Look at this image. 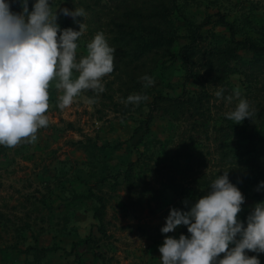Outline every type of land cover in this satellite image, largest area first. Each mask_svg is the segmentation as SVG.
I'll use <instances>...</instances> for the list:
<instances>
[{
  "label": "rangeland",
  "instance_id": "obj_1",
  "mask_svg": "<svg viewBox=\"0 0 264 264\" xmlns=\"http://www.w3.org/2000/svg\"><path fill=\"white\" fill-rule=\"evenodd\" d=\"M169 1L176 6L166 19L170 48L135 58L124 56L123 44L112 40L118 28L126 31L130 45L148 38L135 21L119 27L123 10L141 0H49L53 11L57 9L60 29L78 31L79 26L59 9L85 12L76 18L86 26L77 41V59L86 55V45L95 34L103 32L116 49L114 71L102 80L104 92L86 91L63 110L57 106L62 92L53 82L46 114L49 124L38 130L37 141L15 148L0 146V264H75L61 251L25 254L24 250L62 246L70 251L72 240L87 238L77 248L86 264H161L158 249L164 238H179L176 230L161 232L178 200L167 191L170 183L176 190L205 194L218 175L230 170L229 181L245 198L238 214L245 226L255 205L264 202V53L232 43L227 29L211 17L201 30L199 52L190 54L189 69L178 55L189 44L191 29L216 12L233 24L236 40L264 43V0ZM8 2L12 12L21 11L15 0ZM209 55L214 58L211 64ZM145 75L153 78V86L143 87L140 78ZM221 88L225 97L239 88L242 98L256 109L254 117L240 124L228 120L224 114L238 101L218 99L215 92ZM133 94L148 99L126 105ZM156 99L149 133L139 141L142 122ZM129 164L133 167L127 182L120 178L112 190L113 183L102 178L121 174ZM201 182L207 186L200 187ZM86 185L108 199L104 225L110 237L96 239L97 222L90 206L75 201L72 192L82 193ZM94 253L101 259L93 260ZM246 254L256 255L264 264V253Z\"/></svg>",
  "mask_w": 264,
  "mask_h": 264
},
{
  "label": "clouds",
  "instance_id": "obj_2",
  "mask_svg": "<svg viewBox=\"0 0 264 264\" xmlns=\"http://www.w3.org/2000/svg\"><path fill=\"white\" fill-rule=\"evenodd\" d=\"M19 2L21 11L14 13L8 0H0V146L7 148L34 144L38 130L48 126L53 82L62 92L57 105L61 110L86 91L104 92L102 80L114 71L116 51L98 32L87 43L86 55L77 59V41L86 31L76 19L85 15L82 8L59 9L78 24L76 31L60 29L57 9L53 11L49 0H35L31 11L28 0ZM140 79L144 88L155 83L147 75ZM223 93L224 89H218L215 96L229 104L238 101L224 114L228 120L240 124L254 117L256 109L242 98L239 88L227 97ZM147 99L133 94L124 103L138 105ZM229 171L218 175L194 203L184 201L187 211L169 210L161 232L172 233L183 225L190 235L166 236L158 249L161 264H260L256 255L246 253H264V202L255 205L245 226L238 219L245 198L229 181Z\"/></svg>",
  "mask_w": 264,
  "mask_h": 264
},
{
  "label": "trees",
  "instance_id": "obj_3",
  "mask_svg": "<svg viewBox=\"0 0 264 264\" xmlns=\"http://www.w3.org/2000/svg\"><path fill=\"white\" fill-rule=\"evenodd\" d=\"M16 5L20 6L19 0H15ZM148 3H143L142 0L139 4H136L135 6H130L128 8H125L123 10L122 15L120 16V21L122 23L119 25V27H123L127 25V21H135L141 28L142 32L147 35V39L141 38L139 42H137V45L129 44L127 42V39L125 38L126 31L123 30L122 28H118V36L113 38V42L119 46L120 42L123 44L124 47V56L126 57H135L138 58L140 55H144L146 52H151V51H156L158 52L159 50H165L168 51V49L171 46L172 39L168 37L169 32H165L166 29H168V22L166 19L173 14V10L176 9V6L174 5V2H170L169 0H147ZM34 0H28V10H32V6L34 4ZM211 17H214L216 19V22L221 25L222 27L226 28L227 31L229 32V36L231 39L232 43L242 45L244 48L249 49L253 52L256 53H264V43L262 44H257L255 41H251L249 39H245L242 41L236 40V32L234 29V26L232 23L226 20L225 14H222L220 12H216L213 16H207L200 24L195 25L189 34V44L185 45L181 48V50L178 52V55L181 56L184 66L189 69L190 66V54H192L198 47V45L201 43L203 40V35H201V30L203 27L207 26L211 22ZM146 24V26H143ZM118 25V24H117ZM129 38H132V41L134 40V37L132 35H129ZM138 40V38H137ZM136 40V41H137ZM131 46V47H130ZM140 48L138 50L137 48ZM131 49L134 50V54L130 55ZM195 52H199L196 50ZM211 56L209 55L207 58V61L211 64L212 63ZM126 66V62L122 63V68ZM164 100L168 101H179L180 98H176L174 100L167 99V98H161ZM158 99H156L153 102V105L151 106L149 113L147 114L146 119L142 122V129L143 132L140 134L138 140L142 141L144 137L147 136L149 133L150 125L154 119L153 112H154V105L156 104ZM138 132L134 131L132 134L133 136H136ZM133 167V164H129L126 169L121 173H116L115 175H106V177L102 178L105 179L106 181L112 182L111 189L115 190V184L119 183V179L121 178V181L123 183H126L128 180V176L131 173V169ZM104 170L106 169L105 167L103 168ZM110 179V180H109ZM103 184V183H102ZM110 185V184H109ZM175 184L170 183L168 186L167 191L170 192V194L177 198V202H175L172 206L173 208H177L181 211H186L188 208L185 206L183 203L186 200H191V203L199 198L200 196L204 195V192L197 191L194 189H186V190H176L177 187L174 186ZM200 187H205L207 186L205 182H201L198 184ZM191 187V186H190ZM73 194L76 195V200L75 201H80L81 205H88L90 212L92 213V219L97 222V232L99 234V237L96 238L97 240L101 237H110L108 234V231L105 230V225H104V217H105V211H106V203L108 199L104 200V194H95L92 192L91 188H88V185H86V190L83 191L82 193L76 194L75 192H72ZM84 200V203H83ZM189 203V204H191ZM64 224V223H63ZM66 227L68 226L67 223L64 224ZM177 231V236L183 234L187 236V228L186 226H179ZM90 238L84 239V240H77L70 242L69 248L70 251H67L66 248L62 246H54L50 248H37V247H29L26 250H24L25 254H28L29 252H40L41 254L43 253H48V252H57L61 251L64 254L68 256H72L73 260H75V264H86L85 260L79 255L77 248L83 244L87 243ZM95 240V239H94ZM102 244V243H101ZM94 246H96L95 242L93 243ZM103 246V245H102ZM16 248V247H14ZM93 260H100L101 255L94 253L91 255Z\"/></svg>",
  "mask_w": 264,
  "mask_h": 264
},
{
  "label": "crops",
  "instance_id": "obj_4",
  "mask_svg": "<svg viewBox=\"0 0 264 264\" xmlns=\"http://www.w3.org/2000/svg\"><path fill=\"white\" fill-rule=\"evenodd\" d=\"M153 264H155L154 262H152Z\"/></svg>",
  "mask_w": 264,
  "mask_h": 264
}]
</instances>
